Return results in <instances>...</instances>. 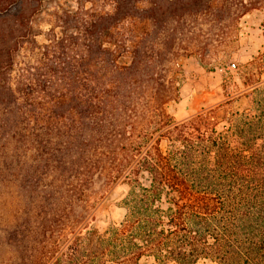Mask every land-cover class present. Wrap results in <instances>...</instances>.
Returning <instances> with one entry per match:
<instances>
[{
	"label": "rangeland",
	"instance_id": "rangeland-1",
	"mask_svg": "<svg viewBox=\"0 0 264 264\" xmlns=\"http://www.w3.org/2000/svg\"><path fill=\"white\" fill-rule=\"evenodd\" d=\"M127 1L126 13L149 6ZM116 7V0H0V264H56V258L65 264L72 224L81 219L103 232L122 216L127 186L112 177L114 66L129 62L134 43L149 28L136 18L108 21L97 30L100 49L89 23ZM227 27L210 17L182 30L187 42L205 51L202 63L191 53L172 65L175 97L165 111L174 121L218 106L220 117L241 111L248 77L264 80V68L248 65L264 56V0H255ZM71 95L90 105L83 119L51 113L58 103L67 106L63 101ZM18 109L23 121H6V113ZM30 110L39 121H29ZM78 155L82 160L73 163ZM91 165L105 175L95 180L84 206L75 200L73 177ZM79 229L81 224L73 234ZM139 264L158 263L144 257Z\"/></svg>",
	"mask_w": 264,
	"mask_h": 264
},
{
	"label": "trees",
	"instance_id": "trees-1",
	"mask_svg": "<svg viewBox=\"0 0 264 264\" xmlns=\"http://www.w3.org/2000/svg\"><path fill=\"white\" fill-rule=\"evenodd\" d=\"M126 1L116 0L114 13L89 23L100 49L97 30L108 21L136 18L149 28L134 43L129 62L114 66L112 177L127 186L122 216L103 232L76 221L73 232L80 224L82 232H72L62 261L139 264L151 257L158 264H264V80L248 77L241 111L220 117L218 106L182 121L165 111L175 97L176 59L196 53L203 61L205 46L187 42L182 30L210 17L229 28L255 0H145L148 8L129 13ZM218 11L224 13L217 16ZM59 42L63 47V38ZM263 62L262 54L248 65L260 71ZM63 102L67 106L58 103L51 113L83 119L90 108L72 95ZM27 112L29 121H39ZM21 114L8 112L6 121H23ZM73 157V163L82 160ZM103 175L95 165L76 172L75 200L87 206L89 190ZM55 261L61 264L60 258Z\"/></svg>",
	"mask_w": 264,
	"mask_h": 264
}]
</instances>
